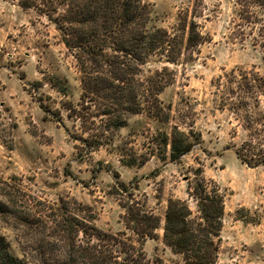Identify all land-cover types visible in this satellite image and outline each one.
<instances>
[{"label": "rangeland", "instance_id": "1", "mask_svg": "<svg viewBox=\"0 0 264 264\" xmlns=\"http://www.w3.org/2000/svg\"><path fill=\"white\" fill-rule=\"evenodd\" d=\"M145 1L151 25L174 32L188 14L206 40L191 60L168 64L175 80L160 99L171 107L169 122L133 116L94 150L84 147L90 133L74 112L84 102L83 73L48 5L0 0V180L31 222L0 220V229L15 254L34 256L42 241L57 237V223L64 218L70 225L82 206L86 221L96 216L99 228L133 237L126 206L138 202L161 219L156 237L144 241L147 257L189 264L166 245L165 216L171 199L196 208L189 192L201 173L225 195L213 264H264V164L246 163L237 153L244 148L264 159V96H248L239 86L247 72L264 77V26L241 20L235 0ZM243 117L259 119L258 131L248 130ZM174 125L192 131L195 143L179 160L171 157V144L161 143ZM144 157L146 163L129 165Z\"/></svg>", "mask_w": 264, "mask_h": 264}, {"label": "trees", "instance_id": "2", "mask_svg": "<svg viewBox=\"0 0 264 264\" xmlns=\"http://www.w3.org/2000/svg\"><path fill=\"white\" fill-rule=\"evenodd\" d=\"M42 1L48 5L47 15L58 26L83 73L84 102L79 104V112H74L83 123L84 132L90 133V137L82 139L84 147L95 150L110 143L117 131L139 114L169 122L171 107L160 99L161 92L175 80L176 70L168 64L179 65L181 61L191 60L205 42L198 22L190 20L187 14L174 32L151 25L153 10L145 0ZM235 1L241 20L248 25L264 26V0ZM52 14L57 15L53 18ZM239 86L248 96L253 93L257 99L264 96V92H259L264 90V77L259 74L245 73ZM243 120L248 130L258 131L259 119L243 117ZM193 141L192 131L185 132L174 125L171 138L165 134L161 143L165 149L171 144V157L179 160L194 147ZM249 144L255 147L253 142ZM243 149L237 150L242 161L264 164L263 158H257L261 153L251 150L247 153ZM148 159L144 157L139 162L133 159L129 165L143 164ZM5 191L0 180V220L10 222V226L18 222L30 224L29 218L17 210L18 202L12 205L11 191L10 196ZM189 193L196 208L189 200H170L164 241L189 264H213L221 242L225 195L201 173L197 174ZM126 207L127 229L133 237L126 232L99 228L96 216L86 221L81 206L73 213L70 225L64 218L57 223L58 238L42 241L35 248L34 256L15 254L0 229V264H164L150 260L143 248L147 238L156 237L160 217L143 209L138 202Z\"/></svg>", "mask_w": 264, "mask_h": 264}]
</instances>
